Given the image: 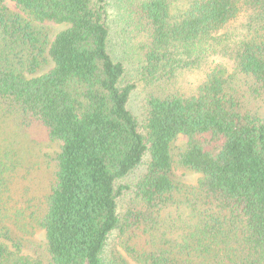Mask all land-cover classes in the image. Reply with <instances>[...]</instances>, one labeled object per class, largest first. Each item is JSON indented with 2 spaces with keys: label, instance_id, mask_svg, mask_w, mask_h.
<instances>
[{
  "label": "trees",
  "instance_id": "16d2710c",
  "mask_svg": "<svg viewBox=\"0 0 264 264\" xmlns=\"http://www.w3.org/2000/svg\"><path fill=\"white\" fill-rule=\"evenodd\" d=\"M12 1L0 120L57 150L20 199L0 141V264H264V0Z\"/></svg>",
  "mask_w": 264,
  "mask_h": 264
},
{
  "label": "rangeland",
  "instance_id": "374dc122",
  "mask_svg": "<svg viewBox=\"0 0 264 264\" xmlns=\"http://www.w3.org/2000/svg\"><path fill=\"white\" fill-rule=\"evenodd\" d=\"M2 3L13 13L20 15L24 19L28 16L20 10L14 1L2 0ZM29 19V18H28ZM34 26L38 29H44L48 32L50 40L60 30L66 27L63 23H54L51 21H34ZM51 66L43 69V72L48 71ZM138 102V96H136ZM134 107L137 103H134ZM4 140L6 146L8 162H15L19 159L14 170H10L8 182L10 191L17 198H22L23 195L31 196L38 195L44 190L45 184L49 176L48 164L46 155L53 154L57 150V146L47 140L46 134L41 127L33 125L27 129L18 128L8 120H0V141ZM187 138L185 135L177 136L171 143L172 155L181 151L186 144ZM173 174L177 181L184 185H195L200 172L192 169L182 168L173 165ZM45 232L37 230L33 232L29 238V244L24 249L32 257H37L45 253ZM121 249V247H119ZM122 250V249H121ZM129 264H142L131 259L122 250Z\"/></svg>",
  "mask_w": 264,
  "mask_h": 264
}]
</instances>
